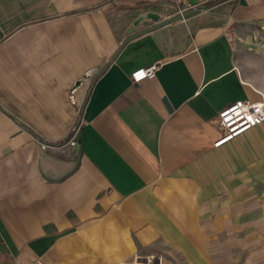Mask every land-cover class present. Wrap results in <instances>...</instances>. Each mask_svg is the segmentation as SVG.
Returning <instances> with one entry per match:
<instances>
[{"label":"crops","instance_id":"0c3cea01","mask_svg":"<svg viewBox=\"0 0 264 264\" xmlns=\"http://www.w3.org/2000/svg\"><path fill=\"white\" fill-rule=\"evenodd\" d=\"M177 3L199 10L122 45ZM247 21L264 0H0V264H264V121L214 145L264 96Z\"/></svg>","mask_w":264,"mask_h":264},{"label":"rangeland","instance_id":"374dc122","mask_svg":"<svg viewBox=\"0 0 264 264\" xmlns=\"http://www.w3.org/2000/svg\"><path fill=\"white\" fill-rule=\"evenodd\" d=\"M178 8L179 3L176 5ZM228 34L233 43L234 61L240 75L264 90V21L232 23ZM156 259V256L147 253L133 264H158Z\"/></svg>","mask_w":264,"mask_h":264},{"label":"built area","instance_id":"2783aa9c","mask_svg":"<svg viewBox=\"0 0 264 264\" xmlns=\"http://www.w3.org/2000/svg\"><path fill=\"white\" fill-rule=\"evenodd\" d=\"M180 7L176 13H182ZM159 63H152L146 67L135 69L131 73V79L134 82L141 81L148 77L156 75ZM264 121V96L260 101L251 99H238L226 105L218 115V123L222 134L214 143L215 146L223 145L228 141L236 139L252 127L261 124ZM79 126H75L71 132L70 139L75 140L78 134Z\"/></svg>","mask_w":264,"mask_h":264},{"label":"water","instance_id":"95a60500","mask_svg":"<svg viewBox=\"0 0 264 264\" xmlns=\"http://www.w3.org/2000/svg\"><path fill=\"white\" fill-rule=\"evenodd\" d=\"M198 10H199V7H194L191 9H187V10L183 11L182 13L174 15L173 17L165 18V19H162L160 15L150 14V15H148V17H151L155 21V23L152 25H149L147 27H144L143 29H139V30L134 28L133 31L130 32L129 35L124 39L122 45L126 44L130 39H132L138 35H141L147 31L156 29L158 27L164 26V25L169 24L171 22H174V21H177L180 19H184L185 17H188V16L198 12ZM119 51H120V49H118L115 52V54L112 57L113 59H115L117 57Z\"/></svg>","mask_w":264,"mask_h":264}]
</instances>
